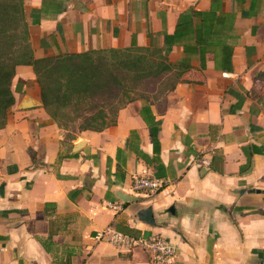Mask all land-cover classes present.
Instances as JSON below:
<instances>
[{"label": "crops", "instance_id": "1", "mask_svg": "<svg viewBox=\"0 0 264 264\" xmlns=\"http://www.w3.org/2000/svg\"><path fill=\"white\" fill-rule=\"evenodd\" d=\"M23 6L35 57L135 43L188 68L164 101L133 100L114 125L66 140L31 66L16 67L0 129V264H148L144 249L94 237L107 226L169 239L173 264H264V0ZM135 177L163 184L135 190Z\"/></svg>", "mask_w": 264, "mask_h": 264}, {"label": "trees", "instance_id": "2", "mask_svg": "<svg viewBox=\"0 0 264 264\" xmlns=\"http://www.w3.org/2000/svg\"><path fill=\"white\" fill-rule=\"evenodd\" d=\"M29 35L23 0H0V129L15 103L12 80L18 65L31 66L41 105L57 126L68 131L76 124L79 132L114 125L118 111L133 100L164 101L188 68L170 62L157 47L135 43L38 58ZM166 82L158 97L154 87ZM151 135L158 150L157 128Z\"/></svg>", "mask_w": 264, "mask_h": 264}, {"label": "built area", "instance_id": "3", "mask_svg": "<svg viewBox=\"0 0 264 264\" xmlns=\"http://www.w3.org/2000/svg\"><path fill=\"white\" fill-rule=\"evenodd\" d=\"M162 181L148 177L133 178L135 190H147L156 192L162 187ZM109 207L117 209L118 205L110 204ZM98 240H106L121 251H131L134 248H142L149 253L148 264H173L177 255L175 245L159 234L133 236L107 226L97 231L95 236Z\"/></svg>", "mask_w": 264, "mask_h": 264}, {"label": "rangeland", "instance_id": "4", "mask_svg": "<svg viewBox=\"0 0 264 264\" xmlns=\"http://www.w3.org/2000/svg\"><path fill=\"white\" fill-rule=\"evenodd\" d=\"M143 52H145V51H143ZM150 85L153 87L152 84H150ZM167 86H168V82H166L164 84L156 85L154 87V89H155L154 93L156 95H158V97H162V94H160V90L167 87ZM151 97H153V96H151ZM74 126H75V128H74ZM63 133H64L65 139L69 140L71 137H75L77 134H79V131H78L77 126L75 124V125L70 126L68 131L63 130Z\"/></svg>", "mask_w": 264, "mask_h": 264}, {"label": "water", "instance_id": "5", "mask_svg": "<svg viewBox=\"0 0 264 264\" xmlns=\"http://www.w3.org/2000/svg\"><path fill=\"white\" fill-rule=\"evenodd\" d=\"M31 105H32V103L29 100L23 102V104H22L23 107H30ZM80 143L81 142L77 143L76 146L80 145ZM117 195L124 202H127V201L134 199V197L126 195V194L121 193V192H119ZM145 213L148 214V216L146 217V219H147L146 221L149 223H153V214L151 213V210L149 212H145Z\"/></svg>", "mask_w": 264, "mask_h": 264}]
</instances>
